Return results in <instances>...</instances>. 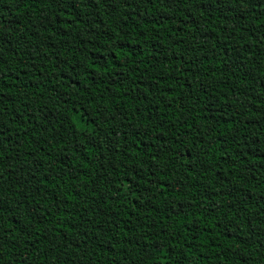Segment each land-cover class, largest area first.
<instances>
[{"label":"trees","instance_id":"obj_1","mask_svg":"<svg viewBox=\"0 0 264 264\" xmlns=\"http://www.w3.org/2000/svg\"><path fill=\"white\" fill-rule=\"evenodd\" d=\"M0 264H264V0H0Z\"/></svg>","mask_w":264,"mask_h":264}]
</instances>
